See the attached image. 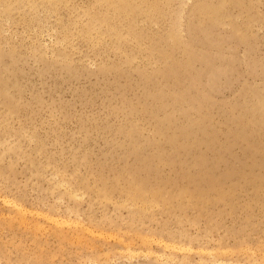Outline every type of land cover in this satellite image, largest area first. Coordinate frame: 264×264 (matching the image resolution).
<instances>
[{
	"label": "rangeland",
	"instance_id": "1",
	"mask_svg": "<svg viewBox=\"0 0 264 264\" xmlns=\"http://www.w3.org/2000/svg\"><path fill=\"white\" fill-rule=\"evenodd\" d=\"M0 264H264V0H0Z\"/></svg>",
	"mask_w": 264,
	"mask_h": 264
},
{
	"label": "bare ground",
	"instance_id": "2",
	"mask_svg": "<svg viewBox=\"0 0 264 264\" xmlns=\"http://www.w3.org/2000/svg\"><path fill=\"white\" fill-rule=\"evenodd\" d=\"M126 2V1H125Z\"/></svg>",
	"mask_w": 264,
	"mask_h": 264
}]
</instances>
